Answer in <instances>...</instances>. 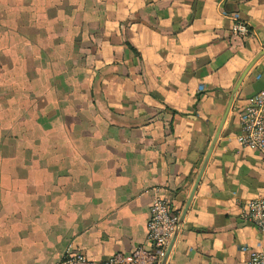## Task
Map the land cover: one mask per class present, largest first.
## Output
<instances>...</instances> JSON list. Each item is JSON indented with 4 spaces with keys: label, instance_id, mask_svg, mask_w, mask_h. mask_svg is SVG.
<instances>
[{
    "label": "crops",
    "instance_id": "obj_1",
    "mask_svg": "<svg viewBox=\"0 0 264 264\" xmlns=\"http://www.w3.org/2000/svg\"><path fill=\"white\" fill-rule=\"evenodd\" d=\"M263 48L264 0H0V264L150 246L153 198L182 212ZM263 87L264 53L165 264H251L250 248L264 251V231L241 217L264 194V154L239 139Z\"/></svg>",
    "mask_w": 264,
    "mask_h": 264
},
{
    "label": "built area",
    "instance_id": "obj_2",
    "mask_svg": "<svg viewBox=\"0 0 264 264\" xmlns=\"http://www.w3.org/2000/svg\"><path fill=\"white\" fill-rule=\"evenodd\" d=\"M234 28L247 31L248 25L238 19ZM240 115L241 143L264 154V87L248 96V102ZM179 215L168 198L156 195L150 204L147 221L150 246L139 245L129 251H116L102 259L92 258L80 248H68L56 264H160L166 255ZM241 217L264 231V194L247 199L242 205ZM250 263L264 264V251L250 248Z\"/></svg>",
    "mask_w": 264,
    "mask_h": 264
},
{
    "label": "water",
    "instance_id": "obj_3",
    "mask_svg": "<svg viewBox=\"0 0 264 264\" xmlns=\"http://www.w3.org/2000/svg\"><path fill=\"white\" fill-rule=\"evenodd\" d=\"M263 53H264V48L261 49L260 52H258V53L256 54V56H254V58L249 62V64H248V65L246 66V68L243 70V72L241 73V75H240L238 81L236 82V84L234 85V87H233L232 90H231V95H230V98H229L228 104H227V106H226L225 112H224V114H223V116H222V118H221V121H220V123H219V125H218V127H217L216 132H215L214 135H213V138H212L211 143H210V145H209L208 151H207V153H206V155H205V158H204L203 163H202V165H201V168H200V170H199L198 176H197V178H196V182H195V184H194V187H193V189H192V191H191V194H190V196H189V198H188V200H187V203H186L184 209L182 210V212H181L180 215H179V218H178V221H177V225H176L175 230H174V232H173V234H172V237H171V239H170V242H169V245H168V249H167L166 255L163 257V259L161 260L160 264H165V262H166L167 256H168V254H169L170 247H171V245H172V243H173V241H174V239H175V237H176V235H177V233H178V231H179V229H180V227H181L182 221H183L184 216H185V214H186V212H187V210H188V207H189L190 201H191V199H192V196H193V194H194V192H195V190H196V188H197V185H198V183H199V181H200V179H201V177H202V174H203V172H204V170H205V168H206V166H207V164H208V161H209V159H210V156H211V154H212V151H213V149H214V146H215L216 141H217V139H218V136H219V134H220L221 128H222V126H223V124H224V122H225V120H226V117H227V115H228V112H229V110H230V108H231V106H232V103H233V100H234V98H235V95H236V93H237V91H238V88H239V86H240V84H241V82H242L244 76L246 75V73H247L248 70L250 69V67L253 65V63H254V62H255V61H256V60H257V59H258Z\"/></svg>",
    "mask_w": 264,
    "mask_h": 264
},
{
    "label": "rangeland",
    "instance_id": "obj_4",
    "mask_svg": "<svg viewBox=\"0 0 264 264\" xmlns=\"http://www.w3.org/2000/svg\"><path fill=\"white\" fill-rule=\"evenodd\" d=\"M24 105H28V103L24 104ZM6 106H9V107H12V104H6ZM23 107V105H22ZM6 125H7V122H9L11 124L12 120L11 118H6ZM12 128V126L10 125V129ZM11 137V136H10ZM7 138V137H6Z\"/></svg>",
    "mask_w": 264,
    "mask_h": 264
}]
</instances>
